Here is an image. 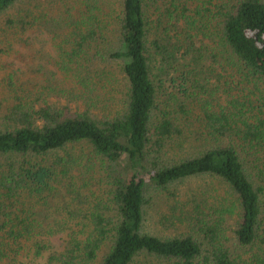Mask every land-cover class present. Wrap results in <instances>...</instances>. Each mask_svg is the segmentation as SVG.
Segmentation results:
<instances>
[{
  "label": "trees",
  "instance_id": "1",
  "mask_svg": "<svg viewBox=\"0 0 264 264\" xmlns=\"http://www.w3.org/2000/svg\"><path fill=\"white\" fill-rule=\"evenodd\" d=\"M53 1L0 0V56L43 30L75 83L3 81L0 264H264V0Z\"/></svg>",
  "mask_w": 264,
  "mask_h": 264
},
{
  "label": "rangeland",
  "instance_id": "2",
  "mask_svg": "<svg viewBox=\"0 0 264 264\" xmlns=\"http://www.w3.org/2000/svg\"><path fill=\"white\" fill-rule=\"evenodd\" d=\"M160 1L164 3L165 0ZM41 2L43 7L47 10L53 11L56 8L54 6L57 2L53 0H41ZM153 14L155 17L156 14ZM177 30L181 29L177 28ZM13 47L14 50L10 51L9 54L0 56V112H3L5 110L3 107L8 106V103H10L6 90L2 88L3 81H8L10 73H15V79H17L16 76H18L23 81H32L34 86L38 84L39 91L47 84L53 85L55 89L51 91L50 98L60 97V99L67 101L65 100L67 98L64 97V94H69L68 96L71 101L69 102L68 100V102L70 105H75V98L72 94L74 92L75 83L65 78L63 70L61 71L56 63L57 59L60 60L59 54L56 52L54 43L51 41L48 33L37 29L34 31L29 30L24 33L21 44L15 41ZM206 64L208 65L209 61H207ZM114 75L116 74L114 73ZM211 82L214 86H217V77H213ZM168 85L169 82L162 88V91H169L171 88H169ZM116 88V86H113V89ZM196 184V179H193L179 186L181 190L186 191V189ZM166 199V191L155 193L152 198H149V203L145 205L144 210L143 228L146 232L153 233L161 231L162 229L166 231L165 227L169 223L164 221L161 223V218L165 220V215L168 212ZM48 211H50V209H48ZM60 243H62L60 236H56L51 239L49 246L57 247ZM43 262L44 259L42 258L35 260L34 257L30 256L26 264H43Z\"/></svg>",
  "mask_w": 264,
  "mask_h": 264
}]
</instances>
